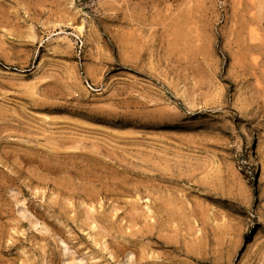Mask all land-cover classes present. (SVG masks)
<instances>
[{
	"label": "rangeland",
	"instance_id": "1",
	"mask_svg": "<svg viewBox=\"0 0 264 264\" xmlns=\"http://www.w3.org/2000/svg\"><path fill=\"white\" fill-rule=\"evenodd\" d=\"M0 264H264V0H0Z\"/></svg>",
	"mask_w": 264,
	"mask_h": 264
}]
</instances>
